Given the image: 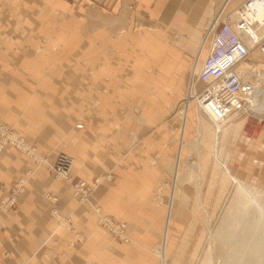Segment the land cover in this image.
Listing matches in <instances>:
<instances>
[{
	"label": "rangeland",
	"instance_id": "rangeland-1",
	"mask_svg": "<svg viewBox=\"0 0 264 264\" xmlns=\"http://www.w3.org/2000/svg\"><path fill=\"white\" fill-rule=\"evenodd\" d=\"M76 1L87 6L90 4L88 0ZM91 4L100 5L97 0H92ZM106 6L111 7L109 3ZM58 12L59 16L53 18V22L45 20L44 25H50L46 31L35 33L34 66L43 74L85 75V84L90 85L91 102L81 127L83 123L89 125L90 142L100 144L96 146L107 151L112 166L89 179L75 175V158L65 151L69 147L66 134L60 137L58 145L40 147L33 138L0 116L27 139L41 157L40 160L16 146L5 149L20 152L33 165L9 186L0 185V208L16 213L19 196L35 170L45 168L55 179L69 184L73 195L89 205L98 225L119 242L137 243L133 231L138 233L139 229L147 234H158L139 264H228L229 258L234 259L235 250L230 242L216 238L224 222H229V226L232 221L236 224L239 217L246 214L247 219L262 221L264 230V107L261 112L250 107L235 114L216 131L214 122L199 111L195 99L203 85L198 79L203 62L200 66L194 63L191 78H187L183 91H178L177 85H172L171 89L164 85L167 79L164 83L150 80L152 75L155 78L160 74L156 59L161 53L156 41L173 44L166 35L160 33L161 37L157 39L152 33H147L146 25L139 19L135 23L138 29L109 33L106 49L99 48L96 33L88 34L82 30L81 17L71 18L61 5ZM72 25L74 30H70ZM24 35L20 32L11 34L14 38H23ZM88 43L91 51L84 57L83 52L88 50H83V47ZM207 43L209 47V38L203 42L204 47L200 46L196 61L200 60ZM246 65L254 67L255 72L252 67L249 77L260 89L253 105L258 101L264 103V58L254 52ZM167 90H171L170 96ZM164 92L167 93L165 97L161 96ZM48 96L55 98L52 93ZM248 111L259 116L248 117ZM248 124L258 126L254 136H248ZM49 131L59 136L63 133L61 128ZM246 132L247 137L244 136ZM61 153L73 159L69 180L57 176L53 169L54 158ZM109 153L113 156L109 157ZM232 167L237 174L233 173ZM81 181L83 187H76ZM19 182L22 185L16 210L3 208L4 190L17 186ZM116 182L122 207L129 205L131 209L132 206L146 209L147 215L139 224L133 223L134 217L116 215L101 203L100 188ZM239 184L238 202L235 199ZM146 185L147 189H142ZM143 196L145 202H142ZM47 197L53 203L50 211L59 225L68 228L77 242H83L86 233L76 224L73 214L58 208V198L54 194L48 193ZM143 220L146 222L142 223ZM262 251L257 264H264V248ZM237 258L244 260V256Z\"/></svg>",
	"mask_w": 264,
	"mask_h": 264
},
{
	"label": "crops",
	"instance_id": "crops-1",
	"mask_svg": "<svg viewBox=\"0 0 264 264\" xmlns=\"http://www.w3.org/2000/svg\"><path fill=\"white\" fill-rule=\"evenodd\" d=\"M43 1L0 0V116L33 138L40 147L56 146L60 137L66 134L69 147L65 151L75 158V175L89 179L110 168L112 159L108 158L106 150L96 146L100 144L90 142L89 125L83 123L81 127L91 102L90 85L85 84V75L43 74L34 66L35 33L46 31L49 24L44 25L45 20L51 23L53 18L57 19L61 5L71 18L81 17L82 30L88 34L96 33L99 48L106 49L107 34L138 29L135 23L141 19L147 33L156 38L162 33L173 43L156 41L161 53L156 59L160 74L155 78L152 75L151 82L164 83L167 79L164 85L171 89L172 85H177V90L183 91L187 78H191L194 63L200 66L205 58L208 43L200 60L196 61L200 46L204 47L203 42L207 39L214 12L226 2L225 12H230L244 0H118L116 3L114 0H97L100 5H92V0H88L89 6L76 0L39 3ZM107 3L111 7H107ZM71 29L74 30V25ZM19 32L25 34L23 38L11 36ZM84 49L88 50L83 52L86 57L91 51L90 44L84 45ZM170 91L167 90L168 95ZM49 93L55 98L51 99ZM167 93L161 96L165 97ZM248 114L252 118L259 116L249 111ZM248 126V136H254L258 126ZM59 128L63 132L60 136L49 131ZM244 136L247 137V132ZM109 155L113 156L112 153ZM32 165L20 152L0 151V185L9 186ZM233 173L237 174L235 169ZM142 189H147V185ZM48 193L57 196L56 205L62 212L73 214L76 224L86 233L83 242H77L74 234L52 216L53 203L47 197ZM99 199L114 214L134 217L133 223L139 224L147 215L145 208L121 206L117 182L100 188ZM142 202H145L144 196ZM157 236L139 229L138 233L133 231L137 243L124 244L114 239L98 225L89 205L73 195L69 184L55 179L45 168L35 170L19 196L16 213L0 208V264H139Z\"/></svg>",
	"mask_w": 264,
	"mask_h": 264
},
{
	"label": "built area",
	"instance_id": "built-area-1",
	"mask_svg": "<svg viewBox=\"0 0 264 264\" xmlns=\"http://www.w3.org/2000/svg\"><path fill=\"white\" fill-rule=\"evenodd\" d=\"M226 6L227 2L214 12L209 24V47L198 73L203 87L195 96L201 109L220 122L253 105L258 90V85L249 77L253 66H249L248 75L241 72V67L254 52L264 58V0H244L230 12H225ZM9 146L38 156L35 147L0 118V150ZM38 158L41 160L40 156ZM53 166L57 176L71 179L73 159L70 155L59 154ZM21 185L19 182L4 190L3 208L16 210ZM83 185L80 182L75 186Z\"/></svg>",
	"mask_w": 264,
	"mask_h": 264
},
{
	"label": "bare ground",
	"instance_id": "bare-ground-1",
	"mask_svg": "<svg viewBox=\"0 0 264 264\" xmlns=\"http://www.w3.org/2000/svg\"><path fill=\"white\" fill-rule=\"evenodd\" d=\"M202 65H203V63H202ZM202 65H201V67H202ZM249 69H250L249 66L244 64L241 67V72L243 74H247L248 75L247 71ZM202 87H203V85H202ZM258 90L260 91L259 88H258ZM199 91L197 92V94L199 93ZM256 96H257V93L254 96V100H256ZM263 104H264L263 102L258 101L256 103V105L254 104L251 107H253L255 111L261 112L262 108L264 107ZM198 108H199V111L204 112L205 114H207L211 118L212 122H214V124L216 126V131H219L220 130V126H223L222 124L225 121L223 120V122L222 121L220 122L215 117H213L209 112H205L204 110H202L201 106H200V103L198 104ZM234 116H236V115L234 114ZM237 187H238L239 191H238V195L236 196L235 200L239 202L240 201L239 196H240V191H241L240 184ZM246 216H247L246 214L241 215L239 217L240 218L239 221H236V224H234L233 221L232 222L230 221L231 222L230 226L228 224L229 222H224L223 221L224 223L219 228L218 233L216 234L214 232L217 235L216 238L219 241H228V242H230L231 245H232V248L235 250L234 254H233V258L234 259L229 258L228 264H257L260 261L259 259H261V254L263 252L262 249L264 248V244H263V242H264L263 241L264 240V237H263L264 230H262L263 229V222L259 221V220H255V219H254V221H252L250 219H247ZM244 219H247V220L244 222ZM232 223H233V225H232ZM236 233H239L238 234L239 237L235 236ZM238 256H244V260L243 259L239 260L237 258Z\"/></svg>",
	"mask_w": 264,
	"mask_h": 264
}]
</instances>
